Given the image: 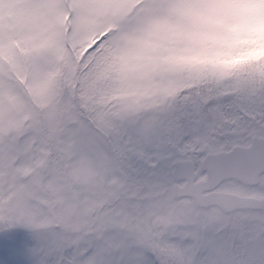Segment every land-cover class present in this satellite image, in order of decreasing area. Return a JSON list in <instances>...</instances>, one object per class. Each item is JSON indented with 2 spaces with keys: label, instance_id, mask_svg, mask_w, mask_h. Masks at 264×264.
Here are the masks:
<instances>
[{
  "label": "snow or ice",
  "instance_id": "1",
  "mask_svg": "<svg viewBox=\"0 0 264 264\" xmlns=\"http://www.w3.org/2000/svg\"><path fill=\"white\" fill-rule=\"evenodd\" d=\"M0 264H264V0H0Z\"/></svg>",
  "mask_w": 264,
  "mask_h": 264
}]
</instances>
